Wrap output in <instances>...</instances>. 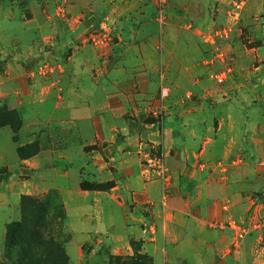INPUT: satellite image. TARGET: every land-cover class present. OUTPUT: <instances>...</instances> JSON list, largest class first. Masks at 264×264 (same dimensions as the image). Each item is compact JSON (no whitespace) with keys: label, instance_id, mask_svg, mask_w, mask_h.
Here are the masks:
<instances>
[{"label":"rangeland","instance_id":"obj_1","mask_svg":"<svg viewBox=\"0 0 264 264\" xmlns=\"http://www.w3.org/2000/svg\"><path fill=\"white\" fill-rule=\"evenodd\" d=\"M121 3L116 9L127 10L123 15L115 20L101 18L106 26L94 25L85 36L75 37L76 45L64 52L82 55L80 47L85 43L89 48L84 54L103 59L101 67L110 70L117 67L113 65L118 55L145 57L149 55L145 45L153 46L149 67L157 75L148 86L152 94L141 97L143 103L136 107L126 99L129 93L118 94L126 107L118 115L111 109L106 113L111 119L110 136H123L120 127L124 124L130 131H139L147 159L136 172L148 190L131 193L135 183L129 178L131 173H116L111 178L109 171L114 169L108 166L105 176L91 181L103 189L85 192L80 186L83 181L90 182L85 163L92 164L90 149L97 145L88 144L89 139L82 140L79 135L66 139L72 131L60 124L25 130L24 119L27 122L31 113L26 107L17 109L23 121L18 140L13 141L15 133L9 126L0 128V264L14 250L7 249L6 229L22 220L24 196L41 204L39 232L62 247L67 264H180L185 250L195 247L212 248L220 256L235 248L253 256L264 255L263 0L223 1L227 7L221 11L205 10L202 5L189 7V0H180L182 8L176 0ZM59 5L67 7L65 2ZM185 29L191 35L182 32ZM184 45L192 49L185 51ZM167 46L180 64L175 61L167 67L159 62ZM222 73L225 78L219 82L217 75ZM132 86L127 83L123 92H136ZM144 87L141 84L137 92H144ZM118 105L116 100L111 107ZM195 114L201 118L198 123L190 119ZM221 114L234 118V129L228 130L230 150L223 139L226 128L218 130ZM115 116H119L117 120ZM241 117L247 120L243 129L239 128ZM200 135L217 136L219 141L207 145L202 153ZM32 141L39 145L35 155L43 148L53 155L51 160L43 157L41 170L34 160L22 161L16 151L18 145ZM132 150L129 145L124 148L125 153ZM159 162L170 177L169 191L158 178ZM116 181H121L119 189L111 191ZM212 185L218 190V206L213 205L211 213L201 201V192L209 198ZM181 186L189 189L190 197L200 195L197 208L195 204L193 208L171 204L173 197L185 198ZM194 212L200 213L198 219ZM223 222H234L239 229L218 227ZM206 242L211 245L204 247ZM259 262H264V257Z\"/></svg>","mask_w":264,"mask_h":264},{"label":"crops","instance_id":"obj_2","mask_svg":"<svg viewBox=\"0 0 264 264\" xmlns=\"http://www.w3.org/2000/svg\"><path fill=\"white\" fill-rule=\"evenodd\" d=\"M176 1H179L177 3L179 8L184 6V3L181 5L180 0ZM181 1L185 2V0ZM223 1L230 0H189L188 5L192 8L202 5L206 7L205 10L221 11L227 7L222 4ZM60 2L61 4L66 3V9L59 5ZM121 2L122 0H0V104H5L10 109L23 107L28 109L31 114L27 122L24 119V128H22L25 130L60 124L66 131H72L66 139L73 135H79L82 140L88 138V144L97 145V148L90 149L92 150L90 152L93 158L92 164L87 163L88 161L85 163L87 179L93 181L98 178V175L105 176L103 171L107 170L108 166L114 169L112 172L109 171L111 178H114L116 173L127 171L131 173L128 174L130 180L135 181L131 184L134 185L131 193L136 194L138 189L148 190L147 183L137 173L141 170L140 166H143L142 161L147 159V154L143 152L144 149L141 146L143 142H140L139 131L136 128L135 132L130 131V127L124 124L120 127L123 136L117 134L110 136L111 119L110 114L106 113L111 109L113 115H118L126 107L122 99L118 100V94L129 93L126 99L131 101L130 105L133 107L143 103L140 101L141 97L152 94L148 86L157 75V72L149 67L151 63L149 61L152 59L149 55L153 53V46L145 45L146 54L149 53L145 57L135 55L122 58L118 55L113 65L117 67L110 70H104L101 67L105 65L103 59H91L84 54L86 53L84 50L89 48L85 43L80 47L82 55L75 52L69 55L68 52H64L76 45L75 37L85 36L89 30L94 28V25L101 23L106 26V22L101 18L112 17L115 20L123 15L127 10H121ZM117 3L121 4L120 9H116ZM185 31L187 30L182 32ZM187 32H190V35L192 33L189 30ZM180 38L181 35L178 36L179 41ZM183 49L190 51L192 48L184 45ZM172 51L170 52L167 46L159 62L165 63L167 67L175 64V61L180 64L178 57L171 56ZM167 52L170 54H166ZM187 63H190V60ZM50 70L51 72L48 73ZM171 73L179 74L174 70H171ZM127 83H133L132 87L136 92H123V86ZM141 84L145 86V89H142L144 92H137ZM116 100L119 108H112L111 105ZM95 113L98 115L93 117ZM118 117L115 116L114 120ZM222 117L223 120L219 121L218 130L226 128L227 133L223 139L226 141L225 148H228L230 141L228 139L231 138L228 130L234 129V118L232 120V117L226 118L224 115ZM190 119L196 123L201 120L198 114ZM45 122L48 124H44ZM246 122L247 120L241 117L239 128L243 129ZM76 129L80 132H75ZM216 134L218 135L219 132ZM200 136L203 142L202 153L208 148L207 145L211 147V145H217L219 141L217 136ZM127 145L133 149L130 153L124 151ZM82 149H84L83 145ZM44 156L50 157V160L53 158L51 150L43 148L39 154L31 157L32 159L26 158L22 161L34 160L40 169L44 163ZM141 179L142 184H140ZM120 182L116 181L117 184L112 187L111 191L119 189ZM181 190L186 194L185 198L183 196L173 197L170 199L171 204L174 203L179 207L187 205L193 208L200 195L193 198L190 197L188 188L181 186ZM84 191L91 192L90 190ZM217 192L214 185L208 190L207 197L209 198L204 196L205 191L201 192V197L203 193L201 201L206 208L211 209V213L213 205L218 206L217 198H215ZM195 207L197 208L196 204ZM196 214L199 217L200 213L197 212H194L193 216L197 217ZM193 224L200 226L197 222ZM203 241H206V238ZM209 245L211 244L206 242L204 247ZM205 248L195 247L192 251L185 250L180 264H183L185 260L187 264H260L259 259L264 257L263 254L254 256L248 254L250 251L242 248L228 249L226 254L220 256L214 249Z\"/></svg>","mask_w":264,"mask_h":264},{"label":"trees","instance_id":"obj_3","mask_svg":"<svg viewBox=\"0 0 264 264\" xmlns=\"http://www.w3.org/2000/svg\"><path fill=\"white\" fill-rule=\"evenodd\" d=\"M0 106V128L9 126L13 131V140H18V131L22 127V118L17 109ZM39 150L37 142L32 141L16 147L19 158L26 159ZM80 186L87 190H101L100 183L83 181ZM105 187V186H104ZM22 220L10 223L6 229L7 249H14L5 255L1 264H67V256L62 247L53 239H45L39 232L37 220L41 204L24 196L21 200Z\"/></svg>","mask_w":264,"mask_h":264},{"label":"built area","instance_id":"obj_4","mask_svg":"<svg viewBox=\"0 0 264 264\" xmlns=\"http://www.w3.org/2000/svg\"><path fill=\"white\" fill-rule=\"evenodd\" d=\"M225 78V73H222L220 75H217V81L221 82ZM158 178L160 180L161 185L163 186L164 190L169 191L171 189V184H170V177L166 174V170L164 169V166L159 162L158 166ZM220 228H230V229H239L236 227L234 222H223L218 224Z\"/></svg>","mask_w":264,"mask_h":264}]
</instances>
